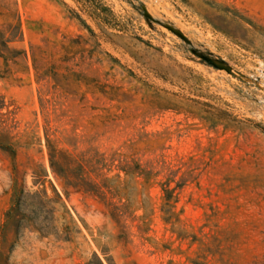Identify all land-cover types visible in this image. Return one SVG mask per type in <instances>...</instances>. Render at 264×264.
I'll list each match as a JSON object with an SVG mask.
<instances>
[{"label":"rangeland","instance_id":"obj_1","mask_svg":"<svg viewBox=\"0 0 264 264\" xmlns=\"http://www.w3.org/2000/svg\"><path fill=\"white\" fill-rule=\"evenodd\" d=\"M0 264H264V0H0Z\"/></svg>","mask_w":264,"mask_h":264},{"label":"trees","instance_id":"obj_2","mask_svg":"<svg viewBox=\"0 0 264 264\" xmlns=\"http://www.w3.org/2000/svg\"><path fill=\"white\" fill-rule=\"evenodd\" d=\"M86 1H93V0H86ZM86 26V25H85ZM48 156H49V162H50V166L54 169L55 166V156H56V151L50 147V145H48ZM124 170V169H122ZM164 192H165V197L167 198L170 192L169 187H164Z\"/></svg>","mask_w":264,"mask_h":264}]
</instances>
